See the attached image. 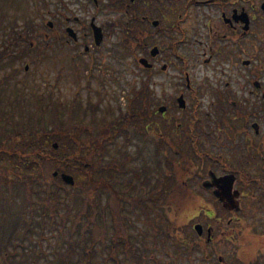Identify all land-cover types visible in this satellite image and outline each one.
Masks as SVG:
<instances>
[{
  "label": "flooded vegetation",
  "instance_id": "af4514ba",
  "mask_svg": "<svg viewBox=\"0 0 264 264\" xmlns=\"http://www.w3.org/2000/svg\"><path fill=\"white\" fill-rule=\"evenodd\" d=\"M143 1L172 23L167 45L181 75L170 82L166 110H159L160 94H152L160 104L145 113L146 139L183 157L185 175L179 190L159 193L168 206L144 210L135 232L124 233L122 262L264 264L263 0ZM242 8L248 30L238 17ZM177 58L162 62L161 71ZM197 66L210 73L196 78ZM175 181L168 176L166 184Z\"/></svg>",
  "mask_w": 264,
  "mask_h": 264
},
{
  "label": "trees",
  "instance_id": "16d2710c",
  "mask_svg": "<svg viewBox=\"0 0 264 264\" xmlns=\"http://www.w3.org/2000/svg\"><path fill=\"white\" fill-rule=\"evenodd\" d=\"M115 2L120 0H109L107 4ZM9 4L0 5V72H5L3 81L15 76L18 65L15 68L11 66L16 65L18 58L38 47V38L43 33L38 29L40 24L35 22V17L42 14L41 5L27 3L31 6L25 8L23 25L19 27ZM116 23L121 31L118 43L128 55L137 53L142 38L146 40L152 36V31L140 22L136 10L127 19ZM113 25L110 23L109 27ZM142 31L145 36H142ZM144 84L132 96L139 106L131 117L155 109L149 86ZM1 91H6V88ZM11 92L14 97L7 96L12 102L11 108L6 111V105H0V264H41L39 259L43 254L47 260L42 264H99L92 257L93 248L100 243L106 250L109 244L106 230L110 227L111 214L116 217V210L123 206L124 197L114 188L113 182L125 180L128 186L122 191L127 194L132 188L138 193L157 192L162 189L161 183L159 186L158 183L153 184L152 178L169 174L168 166L146 169L150 174L145 173L147 175L144 176L135 173V168L131 171L125 169L124 164L131 163L132 159L124 148L125 144L113 150L104 146L109 137L115 141V131L108 126L101 127L102 138L100 135L94 138V123L82 121L80 111L76 110L81 103L77 98L71 101L72 106L67 110L69 118L64 120V111L51 112L61 105L52 96L47 99L40 89L15 84ZM2 98L0 92V102ZM14 107L19 110L18 115ZM130 129L128 125L126 131L130 132ZM55 140L60 145L66 141L71 147L63 159L42 152L43 148L53 150L51 141ZM97 150L102 156L110 151L115 154L107 165H103L106 169L113 168V177L108 183L103 178L99 179L102 164L94 157ZM4 155L16 165H4L1 161ZM69 166L78 170L79 180L74 186L52 175L53 169L67 171ZM61 205H64L63 210ZM23 223L24 230L17 240H13ZM46 223L55 239L54 256L42 248ZM26 239L30 243H26ZM111 243L114 244L113 238ZM18 256L20 261L13 260ZM114 264H119V261Z\"/></svg>",
  "mask_w": 264,
  "mask_h": 264
},
{
  "label": "rangeland",
  "instance_id": "374dc122",
  "mask_svg": "<svg viewBox=\"0 0 264 264\" xmlns=\"http://www.w3.org/2000/svg\"><path fill=\"white\" fill-rule=\"evenodd\" d=\"M105 1L106 0H97L96 4L93 0H44L41 2H39V0H0V5L10 3V12L11 14H16L19 27H22L23 25L22 16L25 13V8L31 6L27 3L33 5L39 4L42 6V14L35 17L36 24H40L37 25L38 29L41 32L43 31L42 35L38 38V47L31 49L26 56L18 58L15 61L16 65L11 66V68H15L19 64L24 65L26 63L25 61H29V69H22L21 66L17 75L13 78H9V81L8 79L3 81L5 72H0V90L6 88V91H0L1 95H3L0 105L3 106L5 104L6 111L11 108L12 104L6 96H14L10 90L15 84L18 85V87H20V85H26L27 87L32 85L33 88H37L38 90L41 89L43 91H52L53 89L55 94L53 100L60 104L61 107H55L51 112L57 111L61 113L64 111L65 113L62 117L64 120H67L69 118L67 110H70L69 107L72 106L71 101L77 98L81 103H78L76 110L77 112L80 111L79 116L83 117L82 121H92L97 123L98 126L93 129V133L95 135H100L102 138L103 134L98 131L103 124V122H100L102 120V115L104 114L106 122H110L113 116L119 112H130L135 115L139 103L136 100L133 101L134 97L131 98L130 101V96L134 94L136 89L140 90L141 86L143 87L145 85L144 83L149 86L152 94L154 93L156 96L157 94H160L162 100H165V98L168 100V98L171 97L173 87H171L170 82L173 79L181 77L179 74L180 71L177 69L178 64H180V59L170 52L171 50L167 45L170 36L166 33V29L165 31H157L154 38L149 41L150 43L148 44V47L159 45V47L162 48V52L159 54L161 55L159 59L160 61L155 63V72L148 71L149 78L144 81L147 72L136 65L137 60H135L134 57H124L117 44L121 31L120 25L116 22L122 19H127L128 15L131 14V11H133L134 8H137V5L136 3L131 4L127 12L124 9L128 3L127 0H120V2L111 3V5L104 4ZM255 2L256 4H259V0H255ZM138 6L140 14L151 12L153 18H158V11L155 8L157 6L147 4L141 0L138 1ZM258 11H260L258 12V15L263 13L260 8H258ZM27 13L28 12L26 11V14ZM93 16L95 17L96 22L103 27L105 32L104 39L98 46L95 45L92 32L88 26ZM45 17L46 19H43ZM66 17L71 18V20L65 21ZM75 17L78 19L75 20ZM47 19H51L55 23L52 30L48 29L44 24ZM162 22L166 28L172 24L166 19L165 21L162 20ZM110 23H113L114 25L109 27ZM67 25H70L75 29L78 35V40L74 41L66 34L65 28ZM147 26L151 27V24L148 22ZM45 34H47L46 39ZM22 45L24 47V44ZM86 47H89V50H85ZM94 58L96 59L95 66L92 68L87 67L93 62ZM175 58H177L176 66H170L166 71L162 72L160 69L162 62H169V60L174 61ZM208 73H210V71L206 68H201V66L194 68V75L196 78L204 77ZM46 78L47 80L44 82ZM23 88L25 89V87ZM95 103L97 104L95 105V109L91 108V104ZM51 107L52 105L49 106V108ZM13 109L15 110V114L18 115L20 113L17 108L14 107ZM134 118L136 117L129 119L131 124L135 122ZM127 123L128 121L122 117V115L118 116L116 122L117 127H124ZM138 123L141 126L144 122L138 121ZM110 128H112V126L108 129ZM117 139L118 141L110 147V150H113L114 147H123L125 144V150L130 151L132 154L135 152V144L137 142L134 141L132 146H127L129 140L128 135L123 136L121 134ZM52 143L53 141H51V144ZM69 150H71V147L65 141L64 145H59L57 148H53V150L43 148L42 152L51 156L57 155L60 159H63ZM110 152L111 153L102 156L97 150L94 155L96 160L102 161L101 168L98 172L99 179L103 178L105 179L104 182L107 183L111 180V177H113V168L109 167L106 169L103 165L109 163L108 161H110L112 155L115 156V154H112V151ZM150 153L152 154L153 151L149 147V150H147L146 153L141 156L137 155L131 163L124 164L125 169L131 171L135 168V172L141 176L150 174L146 170L144 164L145 161L152 164L151 160L153 157H151ZM1 161L4 165H16V162L8 159L6 155H4V159ZM153 161L157 160L153 159ZM69 170L71 171V174L78 172V170L72 169L71 166H69ZM152 181L153 184H157V179L155 177L152 178ZM113 186L121 193L120 195L125 197L130 203H127V207L119 213L123 223L121 224L119 219L118 224H112V226L106 230L107 241L109 244L111 243V238H113L114 243L117 245V250L119 248L121 250L122 245L119 246L118 244L121 243V238L124 236L123 234H128L132 231L135 232L138 222L141 221L142 210L139 207V200L141 199L139 196L144 193H138L134 188L130 189L129 194L123 193L122 189H126L128 186V183L125 182V180L117 183L113 182ZM104 198L105 197L102 198V201H104ZM153 199H155L156 206L154 207L156 208L159 206L157 205L159 202L156 201L157 197ZM179 201L182 200L179 199ZM60 207L61 210H63L64 205H61ZM24 228L25 224L23 223L14 235L13 240H17L20 232L23 231ZM44 236L42 248L44 249V252L48 251L52 254L51 256H54L53 244L55 239L54 236H52L48 223L44 226ZM26 243H30V240L26 239ZM8 247L10 248V244ZM92 254L94 260H98L100 261L99 264H103L108 258V248L106 251L102 248V244L97 243L93 248ZM27 256L30 257V254ZM119 257L122 260L121 253H119ZM18 258L19 256L17 259L13 260L18 261ZM46 260L47 258L45 254L39 259L41 264ZM18 264L25 263L22 262ZM26 264H29V262Z\"/></svg>",
  "mask_w": 264,
  "mask_h": 264
},
{
  "label": "water",
  "instance_id": "95a60500",
  "mask_svg": "<svg viewBox=\"0 0 264 264\" xmlns=\"http://www.w3.org/2000/svg\"><path fill=\"white\" fill-rule=\"evenodd\" d=\"M263 8H264V3L262 4ZM238 17L241 21H244L246 23L245 25V28L247 29L248 28V23H249V18H248V15L247 13L242 10L240 13H238ZM154 24H158V21H154ZM50 25L52 26V22H50ZM91 25H92V28H93V33H94V37H95V42L96 44H100L101 41L103 40V32H102V28L100 26H98L96 23H95V19L93 18L92 19V22H91ZM67 32L72 36L74 37L75 39H77V34L75 33L74 29L71 28V27H67ZM158 48L155 46L151 49V54L152 55H156L158 53ZM140 62L146 66V67H150L152 64L148 61L147 58L145 57H141L140 58ZM165 67V66H164ZM26 68H28V65L26 66ZM179 101H180V106H185V103L183 101V98L182 97H179ZM166 109V106H161L160 107V110L161 111H164ZM54 146H57V143L54 144ZM58 172L55 171L54 174L56 175ZM62 178L70 183V184H74L75 180H74V177L71 175V174H67V173H62Z\"/></svg>",
  "mask_w": 264,
  "mask_h": 264
}]
</instances>
